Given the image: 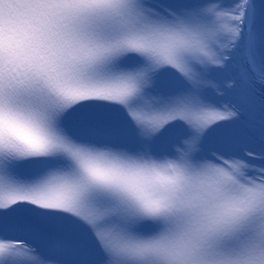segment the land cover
<instances>
[{"label": "snow or ice", "instance_id": "obj_1", "mask_svg": "<svg viewBox=\"0 0 264 264\" xmlns=\"http://www.w3.org/2000/svg\"><path fill=\"white\" fill-rule=\"evenodd\" d=\"M0 264H264V0H0Z\"/></svg>", "mask_w": 264, "mask_h": 264}]
</instances>
